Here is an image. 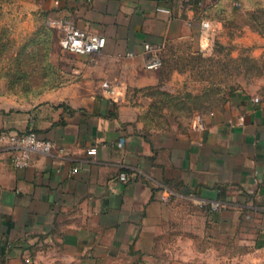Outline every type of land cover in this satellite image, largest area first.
<instances>
[{
  "label": "crops",
  "instance_id": "0c3cea01",
  "mask_svg": "<svg viewBox=\"0 0 264 264\" xmlns=\"http://www.w3.org/2000/svg\"><path fill=\"white\" fill-rule=\"evenodd\" d=\"M41 4L59 39L67 21L106 44L71 53L72 77L37 99L0 96V133L32 128L55 142L23 168L0 145V264H264V0ZM205 18L217 31L202 55L233 45L261 64L256 84L202 113L201 128L146 129L141 92L160 71L144 67V44H160L164 61L200 51ZM104 81L125 97L112 101Z\"/></svg>",
  "mask_w": 264,
  "mask_h": 264
},
{
  "label": "rangeland",
  "instance_id": "374dc122",
  "mask_svg": "<svg viewBox=\"0 0 264 264\" xmlns=\"http://www.w3.org/2000/svg\"><path fill=\"white\" fill-rule=\"evenodd\" d=\"M41 3L0 0V96L34 100L72 77L76 59L61 47ZM234 51L233 45L216 43L215 55L182 50L162 60L159 83L141 92L144 127L185 130L196 115L219 107L234 88L256 84L261 64ZM158 262L179 264L169 255Z\"/></svg>",
  "mask_w": 264,
  "mask_h": 264
},
{
  "label": "built area",
  "instance_id": "2783aa9c",
  "mask_svg": "<svg viewBox=\"0 0 264 264\" xmlns=\"http://www.w3.org/2000/svg\"><path fill=\"white\" fill-rule=\"evenodd\" d=\"M50 23V22H49ZM53 26V25H52ZM61 36L59 39L61 47L73 54H92L101 51L105 44L106 38L102 34L90 33L70 22L64 21L59 24ZM199 47L202 54H206L213 47L216 26L213 19H202L200 21ZM146 58L144 67L147 69H158L162 65L161 45L146 42L144 44ZM132 55V53H129ZM103 89L108 93V97L114 101H121L126 95V88L122 84L104 81ZM258 98H255L257 100ZM242 117H240V120ZM192 126L201 128L204 126V118L198 114L194 117ZM6 144L9 150L10 163L16 168L26 167L30 163L31 155L34 152L48 153L55 147V142L49 138H44L32 129L24 131H3L0 133V145ZM90 153L95 152V148L88 150ZM120 179L126 178V173L119 174ZM220 204L214 202L211 208L217 209Z\"/></svg>",
  "mask_w": 264,
  "mask_h": 264
},
{
  "label": "trees",
  "instance_id": "16d2710c",
  "mask_svg": "<svg viewBox=\"0 0 264 264\" xmlns=\"http://www.w3.org/2000/svg\"><path fill=\"white\" fill-rule=\"evenodd\" d=\"M200 54H202V53H200ZM54 87V86H53ZM51 89V88H50Z\"/></svg>",
  "mask_w": 264,
  "mask_h": 264
}]
</instances>
